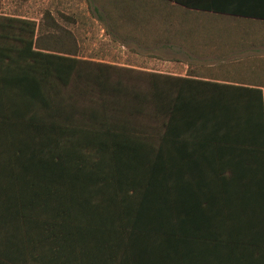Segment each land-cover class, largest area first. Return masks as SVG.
I'll return each mask as SVG.
<instances>
[{"label":"crops","instance_id":"0c3cea01","mask_svg":"<svg viewBox=\"0 0 264 264\" xmlns=\"http://www.w3.org/2000/svg\"><path fill=\"white\" fill-rule=\"evenodd\" d=\"M8 1L0 0V7L13 6ZM86 1L102 11L89 19L100 28L95 35L84 20L72 19L74 28L65 31L42 32L38 17L0 16L35 21L37 47L45 52L63 51L163 76L165 106L159 116L125 112L129 126L114 129L123 135L119 147L130 152L128 165L122 154L119 162L112 154L114 163L128 170L115 181L134 184L142 205L129 207L127 224L91 229L97 236L86 244L93 248L87 264H264L263 243L248 240L254 231L244 217L249 210L235 207L251 196L245 190L247 168L264 166V146L201 141L214 133L208 118H214L215 102L242 100L233 87L258 88L264 101V0ZM193 17L241 22L244 29L194 31L188 27ZM42 35L65 38L64 45L41 41ZM94 36L102 55H79L77 39ZM145 82L148 91L152 81ZM182 100L189 102L185 112L176 108ZM199 102L208 113L202 128L201 114L194 110ZM103 196L95 193L96 199ZM124 210L116 206L109 212L121 215Z\"/></svg>","mask_w":264,"mask_h":264},{"label":"trees","instance_id":"16d2710c","mask_svg":"<svg viewBox=\"0 0 264 264\" xmlns=\"http://www.w3.org/2000/svg\"><path fill=\"white\" fill-rule=\"evenodd\" d=\"M37 25L0 16V264H87L91 229L127 224L129 207L141 204L134 184L115 181L128 170L112 154L128 165L130 152L114 129L129 126L125 112L159 116L163 76L147 72L148 91L124 84L118 70H136L39 49ZM233 88L242 100L216 101L214 133L201 141L264 146L262 91ZM181 103L176 108L188 110ZM194 110L202 128L208 113L201 102ZM247 176L251 196L235 207L249 210L248 240L264 245V166L248 167ZM116 206L124 213L109 212Z\"/></svg>","mask_w":264,"mask_h":264},{"label":"rangeland","instance_id":"374dc122","mask_svg":"<svg viewBox=\"0 0 264 264\" xmlns=\"http://www.w3.org/2000/svg\"><path fill=\"white\" fill-rule=\"evenodd\" d=\"M9 3H12L13 6L0 7V13L5 14H23L29 16L38 17L41 21V30L42 32L48 31V28H56L57 32L68 30L72 27V19L75 21H86L84 27H89V30L93 31L92 34H97V31L100 29L96 23H90V16H96L98 13H102L101 8L90 5H84L85 0H25V6L20 5L22 0H9ZM40 3L38 6L29 5L30 3ZM52 18L54 23H52ZM56 19L58 21H56ZM200 19V20H199ZM193 17L188 27L194 31H219V30H228V31H239L244 29V23L234 22L228 19L215 18V17H206L201 20ZM142 21V19H140ZM137 24L134 23L133 26ZM143 27H146L150 24L140 23ZM139 25V26H140ZM141 28V26H140ZM142 29V28H141ZM55 30V29H53ZM55 30V31H56ZM43 34V33H42ZM53 33H50V35ZM41 41H45L48 44H54L55 46H63L65 38L57 37L53 39L52 37L46 36ZM40 40H38L39 42ZM100 40L94 36L92 38L77 39V42L82 44V49L79 47L78 54L84 57L97 58L102 55V49L98 48ZM89 60V59H87ZM97 62L95 60H91ZM123 68V67H121ZM122 75L120 76L121 80L124 83L133 84L137 88H145L147 86L146 80L147 72L144 71H126L118 70ZM117 80V79H116Z\"/></svg>","mask_w":264,"mask_h":264}]
</instances>
